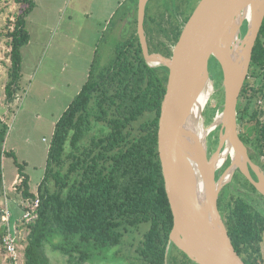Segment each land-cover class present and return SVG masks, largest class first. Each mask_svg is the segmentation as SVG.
I'll return each instance as SVG.
<instances>
[{
    "label": "trees",
    "instance_id": "1",
    "mask_svg": "<svg viewBox=\"0 0 264 264\" xmlns=\"http://www.w3.org/2000/svg\"><path fill=\"white\" fill-rule=\"evenodd\" d=\"M16 2L22 8L21 13L7 34L11 63L5 92L9 104L16 99L20 88L22 49L31 38L27 19L37 6L35 0ZM137 24L138 16L135 17L136 27ZM246 32L247 21L242 36ZM180 36L178 31L175 42ZM168 53L172 55V50ZM127 57L141 60H115L107 69H100L96 62L93 64L88 80L56 124L45 177L37 191L31 189V177L24 171L25 164L17 160L22 180L15 191L9 193L8 204L15 199L18 201L15 208L26 211L28 201L40 199L38 218L20 227L27 230L25 264H55L52 252L64 256L65 264H87L94 258L107 260L110 252L120 254L131 264L193 262L175 244L168 251L175 215L166 188L158 140L169 69L152 67L144 60L141 40L135 34L118 53L120 59ZM212 60L220 69L222 97L216 104L208 103L207 124L214 121L224 102L222 68L217 60ZM263 99L264 24L238 104V122H246L249 116L251 137L264 154L261 116L264 110L260 105ZM219 132L216 130L209 137L215 138L217 147ZM5 134V129L0 132L2 141ZM5 155L15 154L11 151ZM1 168L0 162V182L3 180ZM1 209L2 206L0 216ZM11 213L10 224L3 222L0 230L6 252L4 235L21 219L14 221L13 206ZM244 213V209L237 212L228 231L246 264H253L244 257V251L254 257L262 230L252 219L246 221Z\"/></svg>",
    "mask_w": 264,
    "mask_h": 264
},
{
    "label": "water",
    "instance_id": "2",
    "mask_svg": "<svg viewBox=\"0 0 264 264\" xmlns=\"http://www.w3.org/2000/svg\"><path fill=\"white\" fill-rule=\"evenodd\" d=\"M148 1L139 0L138 9L144 56L150 66L169 69L158 140L175 215L168 251L175 244L198 264H246L233 244L218 199L237 169L252 179L249 164L259 172V181H252L264 194V174L251 161L238 129V104L264 23V0H201L169 57L149 49ZM246 21L247 32L242 36ZM213 58L222 68L224 102L214 121L206 125L208 97L206 104H198L208 87H214ZM217 128L220 142L210 154L209 137ZM229 157L230 166L217 179V171Z\"/></svg>",
    "mask_w": 264,
    "mask_h": 264
},
{
    "label": "rangeland",
    "instance_id": "3",
    "mask_svg": "<svg viewBox=\"0 0 264 264\" xmlns=\"http://www.w3.org/2000/svg\"><path fill=\"white\" fill-rule=\"evenodd\" d=\"M35 1L37 6L27 19L32 39L22 49L23 74L18 96L9 104L5 92L11 63L7 34L14 28L22 8L16 0H0V132L6 131L4 141L0 135L3 174L0 182V230L4 209L11 210L13 206L14 221L22 218L25 211L21 207L15 208L18 203L15 199L10 202L11 208L6 202L9 193L14 192L22 180L17 160L25 164L24 171L31 177V189L37 191L45 177L57 122L88 80L93 64L96 62L100 69L109 68L136 30L135 24L130 25L129 31L125 30L129 26L126 12L130 0H119L121 3L118 0ZM150 9L148 6L149 13ZM210 67L215 72L214 87L208 91L206 108L208 103L216 104L222 97L220 69L214 60H211ZM260 105L264 110V99ZM261 116L264 120V113ZM248 118L244 122L247 128L252 125ZM210 124L206 118V125ZM214 140V137L209 140L211 153L217 147ZM11 151L15 155H5ZM15 180L17 182L14 183ZM18 233V258L15 261L4 250L0 237V264H25L27 230L18 228ZM123 249L124 252L127 250L126 244ZM51 255L55 264H65L61 254L52 252ZM87 264H131V261L110 252L107 260L94 258Z\"/></svg>",
    "mask_w": 264,
    "mask_h": 264
},
{
    "label": "flooded vegetation",
    "instance_id": "4",
    "mask_svg": "<svg viewBox=\"0 0 264 264\" xmlns=\"http://www.w3.org/2000/svg\"><path fill=\"white\" fill-rule=\"evenodd\" d=\"M200 1L201 0L148 1L146 7L145 34L151 52H159L167 57L171 56L168 51L172 50L173 53L174 46L177 43L175 42L174 36L178 31L182 33L185 24ZM134 3L135 11L132 20L129 26H127L128 28L125 29L128 31L130 25L132 26L135 24V17L138 16L139 0H134ZM148 6L152 9H150V13L147 11ZM133 34L140 38L138 34V24ZM133 34L131 39L133 38ZM117 60L141 59L127 57L124 59L117 58ZM144 60H146V58H144ZM210 71L212 75H215L212 69H210ZM238 129L241 138L247 146L251 161L255 163L259 167L260 172L264 174V154L258 149L255 144V139L251 137L249 126L247 128L244 126V122H240ZM217 148L218 147L215 148V151ZM212 153L210 152V154ZM230 164L231 158L229 157L226 163L217 171V179H220L225 174ZM248 166L252 179L259 181V172L255 170L251 164ZM252 179L241 169H237L231 179L222 187L219 194L218 206L227 228L237 212L244 209L246 221L252 219L253 221L251 222L257 224V227L262 230L261 238L256 243L257 252L254 257H249L250 255L246 251H243L244 257L253 264H264V194L258 190ZM193 262L192 264H194Z\"/></svg>",
    "mask_w": 264,
    "mask_h": 264
},
{
    "label": "built area",
    "instance_id": "5",
    "mask_svg": "<svg viewBox=\"0 0 264 264\" xmlns=\"http://www.w3.org/2000/svg\"><path fill=\"white\" fill-rule=\"evenodd\" d=\"M40 205V199L33 201H28L26 204V211L24 212L22 218L19 222L15 223L8 228V232L4 235V244L7 248V252L9 253L10 257L15 260L18 258V237L19 233L17 234L18 228L21 229L22 224H28L35 219L38 218V207ZM12 218V213L9 208L3 210V220L4 222L10 224ZM23 221V222H21ZM21 223V224H20Z\"/></svg>",
    "mask_w": 264,
    "mask_h": 264
},
{
    "label": "crops",
    "instance_id": "6",
    "mask_svg": "<svg viewBox=\"0 0 264 264\" xmlns=\"http://www.w3.org/2000/svg\"><path fill=\"white\" fill-rule=\"evenodd\" d=\"M119 1V0H118ZM119 3H121V1H119ZM135 3H134V0H130V4H129V9H127V14L129 15V18H128V22H129V24H130V21L132 20V16H133V13H134V11H135V5H134ZM117 12V11H116ZM116 12L114 13V14H116ZM30 32V31H29ZM30 34H31V32H30ZM31 39H32V34H31V38H30V41H31ZM29 41V42H30ZM23 74V73H22ZM18 96V95H17ZM6 107V106H5ZM9 112H11V111H9ZM15 182H17L16 180L14 181V183ZM13 183V185H15ZM7 202V201H6ZM7 204H8V202H7ZM6 204V205H7Z\"/></svg>",
    "mask_w": 264,
    "mask_h": 264
},
{
    "label": "bare ground",
    "instance_id": "7",
    "mask_svg": "<svg viewBox=\"0 0 264 264\" xmlns=\"http://www.w3.org/2000/svg\"><path fill=\"white\" fill-rule=\"evenodd\" d=\"M212 87H208V90L206 91V93L204 94V96H202L200 99H199V106H202V105H204V104H206V102H207V97H208V95H207V93H208V91H209V89H211ZM221 108V107H220ZM198 108H196V110H197ZM213 118V117H212ZM216 137V136H215ZM211 144H212V142H211Z\"/></svg>",
    "mask_w": 264,
    "mask_h": 264
}]
</instances>
